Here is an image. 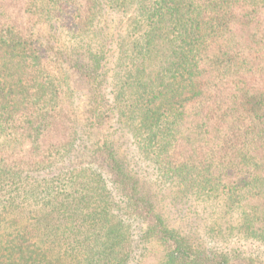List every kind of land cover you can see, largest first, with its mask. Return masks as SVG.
I'll list each match as a JSON object with an SVG mask.
<instances>
[{"label": "trees", "instance_id": "1", "mask_svg": "<svg viewBox=\"0 0 264 264\" xmlns=\"http://www.w3.org/2000/svg\"><path fill=\"white\" fill-rule=\"evenodd\" d=\"M0 264H264V0H0Z\"/></svg>", "mask_w": 264, "mask_h": 264}, {"label": "rangeland", "instance_id": "2", "mask_svg": "<svg viewBox=\"0 0 264 264\" xmlns=\"http://www.w3.org/2000/svg\"><path fill=\"white\" fill-rule=\"evenodd\" d=\"M122 24H125V22H122ZM42 25H46V23L44 24H40L38 26H42ZM41 33H45V30L43 28H38ZM67 39V38H66ZM111 54V53H110ZM71 80L72 83L74 84L75 88L77 89V91L80 93V97H81V104H80V112H84L88 107H87V103L85 102L86 100V95H87V85L84 83V79L81 75L80 72L73 70L71 73ZM247 249L251 252H261L262 249L253 245H249L247 247Z\"/></svg>", "mask_w": 264, "mask_h": 264}]
</instances>
